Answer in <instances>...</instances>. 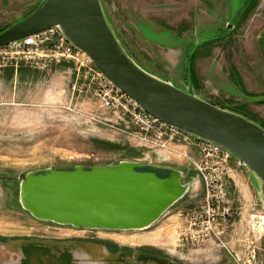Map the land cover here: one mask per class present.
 <instances>
[{"label":"rangeland","instance_id":"374dc122","mask_svg":"<svg viewBox=\"0 0 264 264\" xmlns=\"http://www.w3.org/2000/svg\"><path fill=\"white\" fill-rule=\"evenodd\" d=\"M99 1L119 45L140 68L264 128V0ZM41 2L0 0V29ZM5 67L20 74L13 80L12 71H0V264H25L23 254L54 247L69 259L72 252H92L95 259L86 264H264V197L238 159L231 158L228 171L231 215L221 223L209 212L203 183L194 184L202 159L195 147L186 156L185 148L141 140L127 114L103 107L87 90L74 62L0 70ZM120 161L177 167L193 185L142 229L42 221L19 202L28 172Z\"/></svg>","mask_w":264,"mask_h":264},{"label":"water","instance_id":"95a60500","mask_svg":"<svg viewBox=\"0 0 264 264\" xmlns=\"http://www.w3.org/2000/svg\"><path fill=\"white\" fill-rule=\"evenodd\" d=\"M52 26L146 112L229 151L258 178L264 197V128L140 68L119 45L99 0H42L0 31V46ZM184 179L182 170L131 161L48 168L25 175L19 202L42 221L86 229H142L186 194L192 182Z\"/></svg>","mask_w":264,"mask_h":264},{"label":"built area","instance_id":"2783aa9c","mask_svg":"<svg viewBox=\"0 0 264 264\" xmlns=\"http://www.w3.org/2000/svg\"><path fill=\"white\" fill-rule=\"evenodd\" d=\"M60 61L74 62L76 76L86 82L87 90L100 99L103 107L120 109L123 114H127L140 132L141 140L159 147L171 146V150H177L178 147L183 151L185 148L186 156L188 149L195 147L202 159L198 166L200 175L193 178L194 184L203 183L205 201L212 217L217 215L221 223L227 222L231 215L229 188L232 180L228 171L230 160L234 158L229 151L168 125L146 112L134 99L111 83L84 52L68 41L57 26L0 46V67H16L26 63L36 68H45ZM206 168L212 173L204 174L202 170ZM204 222L209 224L210 219Z\"/></svg>","mask_w":264,"mask_h":264},{"label":"crops","instance_id":"0c3cea01","mask_svg":"<svg viewBox=\"0 0 264 264\" xmlns=\"http://www.w3.org/2000/svg\"><path fill=\"white\" fill-rule=\"evenodd\" d=\"M21 65H26V63H21ZM4 70H5V72L6 71H9V72L12 71L13 72L14 69H12L11 67H5L2 70H0V71H2L1 73H3ZM18 74H20V71L19 72H13V75H14L12 77L13 80L15 78H18ZM173 168L181 170L180 168H177V167H173ZM233 183H235L234 177H233ZM241 183H242V185L246 184L248 186V188L250 189V187H249L250 183H249V181L246 180V178H241ZM249 196L253 197V198L255 197V196H252V194H249ZM70 241H72V240H70ZM106 243H104V244H106ZM107 244H109V243H107ZM85 247H89V246H85ZM55 251H56V247H54V250L51 253H44L43 254V253H39V252H35V253L28 252L27 254L22 255L23 262H26L25 264H62V261H67V262H69V264H86V261H88V260L91 261V260L95 259L93 257L92 252H72V253H70V259H69L67 255H65V257L63 258L62 253H60L58 251L55 252ZM185 255L187 257L190 254H189V252L186 251ZM187 258H189V257H187ZM193 262H194V260H193Z\"/></svg>","mask_w":264,"mask_h":264},{"label":"trees","instance_id":"16d2710c","mask_svg":"<svg viewBox=\"0 0 264 264\" xmlns=\"http://www.w3.org/2000/svg\"><path fill=\"white\" fill-rule=\"evenodd\" d=\"M34 9H35V8H34ZM34 9H33V10H34ZM33 10H31L30 12H32ZM30 12H29V13H30ZM7 27H8V26H7ZM5 28H6V27L0 29V31L4 30ZM189 62H190V61H189ZM71 169H72V168H71Z\"/></svg>","mask_w":264,"mask_h":264},{"label":"flooded vegetation","instance_id":"af4514ba","mask_svg":"<svg viewBox=\"0 0 264 264\" xmlns=\"http://www.w3.org/2000/svg\"><path fill=\"white\" fill-rule=\"evenodd\" d=\"M146 254H149V255H154V254H151L150 252H149V253H146ZM22 262H23V260H22ZM173 264H175V263H173Z\"/></svg>","mask_w":264,"mask_h":264},{"label":"bare ground","instance_id":"6f19581e","mask_svg":"<svg viewBox=\"0 0 264 264\" xmlns=\"http://www.w3.org/2000/svg\"><path fill=\"white\" fill-rule=\"evenodd\" d=\"M255 218V217H254ZM263 228V227H262Z\"/></svg>","mask_w":264,"mask_h":264}]
</instances>
